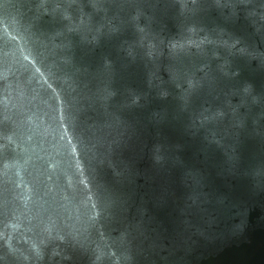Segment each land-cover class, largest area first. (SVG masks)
I'll return each instance as SVG.
<instances>
[{
	"label": "water",
	"instance_id": "obj_1",
	"mask_svg": "<svg viewBox=\"0 0 264 264\" xmlns=\"http://www.w3.org/2000/svg\"><path fill=\"white\" fill-rule=\"evenodd\" d=\"M0 264H264V0H0Z\"/></svg>",
	"mask_w": 264,
	"mask_h": 264
}]
</instances>
